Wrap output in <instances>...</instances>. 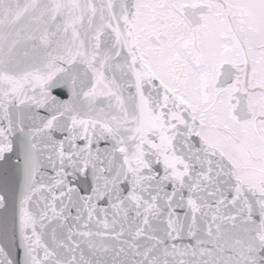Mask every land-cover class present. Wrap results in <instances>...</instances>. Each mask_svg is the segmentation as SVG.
<instances>
[{"label":"snow or ice","instance_id":"6c2138e0","mask_svg":"<svg viewBox=\"0 0 264 264\" xmlns=\"http://www.w3.org/2000/svg\"><path fill=\"white\" fill-rule=\"evenodd\" d=\"M0 264H264V0H0Z\"/></svg>","mask_w":264,"mask_h":264}]
</instances>
